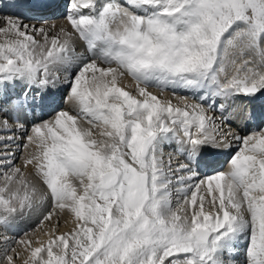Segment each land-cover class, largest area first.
<instances>
[{
	"label": "snow or ice",
	"instance_id": "1",
	"mask_svg": "<svg viewBox=\"0 0 264 264\" xmlns=\"http://www.w3.org/2000/svg\"><path fill=\"white\" fill-rule=\"evenodd\" d=\"M124 5L70 0L66 20L73 31L61 28L56 35L18 17H5L0 27L5 37L0 85L22 81L29 89L46 88L58 79L52 69L60 66L67 69L68 99L75 105V115L62 110L34 124L23 145H35L25 166H33L46 186L44 195L73 224L67 232L53 230L38 246L27 242L30 258L24 264H234L225 254L242 236L246 264H264V130L236 137L242 143L227 171L183 186L197 178L205 149L232 134L224 128L230 123L226 105L217 106V98L264 90V73L243 59L251 52L264 66V0H124ZM74 34L87 55L76 54ZM229 66L236 69L231 77ZM245 68L248 74L239 75ZM125 77L135 82L136 95L120 86ZM150 86L171 87L173 96L176 89L191 92L199 102L173 106L148 91ZM210 109L219 110V118L208 115ZM80 119L89 127L80 126ZM173 139L188 163L172 171L169 159L166 172L163 144ZM14 155L0 156L5 227L31 210L36 196ZM175 172L188 174L176 180L185 205L178 210L170 191ZM205 185L207 197L198 196ZM3 262L14 264V258L5 255Z\"/></svg>",
	"mask_w": 264,
	"mask_h": 264
},
{
	"label": "bare ground",
	"instance_id": "2",
	"mask_svg": "<svg viewBox=\"0 0 264 264\" xmlns=\"http://www.w3.org/2000/svg\"><path fill=\"white\" fill-rule=\"evenodd\" d=\"M70 1V0H69ZM99 1V0H98ZM117 1V0H116ZM111 2V0H110ZM70 3V2H69ZM118 3L121 4L119 1ZM61 4H64V0H61ZM98 6H102L103 4H99L97 2ZM70 6V4H69ZM58 10V11H57ZM83 10V9H82ZM54 12L53 15H49L43 19H35V18H25L19 15H15L13 12L5 11L0 9V27H4L6 24L5 17H12V18H19L23 24L33 26L35 25L36 28H45L46 31L49 32L50 35H56L57 33L60 32L61 28H64L66 31L72 32L73 30L71 29V26L67 23L66 16L68 14V11H62L61 5H59V8H55L52 10ZM90 10L89 9H84V13L87 14ZM52 13V12H51ZM5 37L0 34V41H2ZM37 39H40V37H37ZM61 39H63V36L61 35ZM73 47L75 49L76 54H83L87 55V48L86 45L84 44L83 41H81L78 37V35L74 34L73 36ZM253 55V54H252ZM253 57V56H252ZM243 59H251L253 60V63L249 64L247 67L248 68H255L256 71L264 73V66L260 64V60L253 58H248L246 55L243 57ZM237 64L241 62L240 58H237ZM101 67H107V65H100ZM114 67V65H113ZM54 76L58 77V79H55L54 82H50L46 88H38V87H32L31 89L28 88L26 84V90H30L29 92H32L33 94L28 96L27 98L29 101H34L35 98V104L31 103L33 106L35 105V109L31 110L30 112L25 113L23 109H21L20 105H14L13 101H15V98H12L11 100H0V129H3L4 127L10 128L11 131H3L0 130V141H3L0 143V156H2L5 152L4 147L10 146L11 150L10 152L7 151V153L11 154L14 153V165L16 167H20L21 171L25 174V176L28 178V180L35 185L36 188V196L35 200L38 199V196L44 195L45 187L42 185L40 182L39 178L35 176L34 169L32 165H27L25 166V157L27 153L34 151L35 150V145H32L28 148H25L23 145L27 142L26 137L28 135H32L31 128L34 124L42 123L44 121H49L52 120L55 116V114L59 111L66 110L69 111L71 114L75 115V105L69 101L68 99V92H66V96L62 103H50V101L57 100V96L59 93L63 92V90L66 89L68 84L65 82V78L67 76V69L56 66L52 69ZM226 72L229 77L232 75L236 74V69L234 66H229L226 69ZM247 68H245L243 71L239 73V75H247ZM74 75V72H73ZM221 79L223 80L224 77L221 75ZM22 83V81H19ZM9 85H13V83H9ZM121 87H125V90H130L131 92L134 90L135 91V82L131 80L130 77H125L121 82H120ZM133 89H132V88ZM39 90L41 92L39 96L37 97V94L35 93ZM0 90L1 92H6V85H0ZM32 90V91H31ZM129 91V92H130ZM148 91L152 92L154 95H157V97L161 101H171L173 106H183L184 103H197L199 102V99L195 98L193 94L187 95L184 91L176 89V94L173 96V89L172 88H165L164 90H161L158 87L155 86H150L148 88ZM264 93V90H259L255 94H249L247 97H243L242 94L239 95H234L228 99L221 98L220 99V104L223 103L226 105V111L224 115L229 117L230 119L233 120V122H230L229 126L225 125V131H228L232 133L229 135L222 143H218V145L213 148V149H205L204 153H208V156L202 159V162H199L198 167L193 165V167H196L197 170V178L194 181H185V185L187 186L192 183H198L200 180L204 179L206 176L209 175H214L217 172L220 171H227L229 169V160L231 155L234 154V149L235 147H239L241 142H238L236 137L239 136L241 138L251 135L253 132H258L264 130V111L262 106L264 107V100L260 102L259 108H262L261 110H257V106H254L252 103L254 102L255 99H257L258 96L262 95V92ZM171 92V93H170ZM35 94V96H34ZM136 95V94H135ZM180 97H184L183 100L180 99ZM39 99V100H38ZM40 101V102H38ZM49 101V102H46ZM263 104V105H262ZM62 106L63 109H58L59 106ZM31 105H27L29 107ZM207 108V105H205ZM6 109V110H5ZM255 110V111H254ZM252 111V112H251ZM212 112H215V110H209L208 115H212ZM246 112V113H245ZM248 112V114H247ZM255 112L256 114H253ZM12 114V116H11ZM20 114H22V117H19ZM213 116H216L219 118L220 113L219 111L215 112ZM31 120V121H30ZM7 121V124L5 125L3 122ZM17 121V122H16ZM219 123V119L217 120ZM256 122H260V126L258 129H255L254 124ZM80 126L84 124L86 127H89L87 122L83 119L79 120ZM19 125H23V127H19ZM83 125V126H84ZM25 128V131H24ZM238 128V130H237ZM25 132V133H24ZM239 132V133H238ZM27 134V136H25ZM182 136V133L180 134ZM11 137V140H8V138ZM8 143V144H7ZM180 148V145L176 142L175 139L171 140L170 142H165L163 144V161H164V166H165V171H169L168 169V162L169 159H171V170L174 171L179 164H184L187 163L188 161L186 160V153L182 154L180 151L177 149ZM222 150H225V153L222 155ZM228 150V151H226ZM238 150V149H237ZM230 151V152H229ZM216 156V161L213 162V160H210V157L215 158ZM227 158H224L226 157ZM187 161V162H185ZM221 165V167H220ZM187 173H181V172H175L174 175L170 177L172 183L170 185V191H171V202L173 205V200H176L177 195L182 194L178 193V190L181 189L182 185L179 183H176L177 177L179 176H187ZM32 179V180H31ZM205 188L207 187L206 185L204 186ZM206 192V191H205ZM189 194V193H188ZM183 196V194H182ZM44 198V197H43ZM183 198V197H182ZM181 198V200H182ZM47 199V198H45ZM48 198V202H49ZM38 201V200H37ZM47 201V200H46ZM178 201V200H177ZM40 202V201H39ZM176 202V201H175ZM42 203V202H41ZM46 203V202H45ZM37 204V203H36ZM41 205V204H40ZM37 205L35 209H33L32 217L35 219L33 223L31 222L30 226L33 224H37V226L33 229H30L28 224H22L24 227L27 229V226L29 227L30 231H27L25 236H21L18 238V240L13 239L12 237L9 238L10 236L7 237V235H1L0 234V250H4L5 252H8L6 255H11L9 253V249L11 247L7 246H13V250H19L21 246V250L18 251L22 255L20 261H16V257L14 258V264H24L25 259L30 258V253L27 251V242L31 241L32 246H38L36 243L38 240L46 241L49 238V235L53 231V229H49L46 227H50L47 224L53 221L54 218L59 217L61 215V211L58 209H54V207L50 206L49 208H46L43 204L44 208H40L42 206ZM33 208V207H32ZM43 209V211H42ZM60 213H58V212ZM26 212V211H25ZM48 212V213H47ZM49 213H52L51 220H45L44 217L48 215ZM22 213H18L20 215ZM25 214V213H24ZM29 214V213H28ZM23 215V214H22ZM30 217V215H29ZM69 217V216H68ZM24 218V217H22ZM26 220V219H25ZM14 221V220H13ZM31 221V220H30ZM27 223V222H26ZM30 223V222H29ZM21 225V226H22ZM34 226V225H33ZM73 227V224L71 220L67 221V223L63 226L64 231H69ZM20 228V227H19ZM52 228V227H51ZM5 230V228H3ZM10 229L9 231H11ZM17 230V229H16ZM28 230V229H27ZM57 230V229H56ZM55 230V231H56ZM2 231V230H1ZM61 231V230H60ZM5 232V231H4ZM18 231H16L17 233ZM24 232V229H23ZM26 232V231H25ZM62 232V231H61ZM1 233V232H0ZM19 233V232H18ZM21 233V232H20ZM57 234H59L56 231ZM7 234V233H6ZM14 234V233H13ZM24 234V233H23ZM12 235V234H11ZM16 235V234H15ZM244 238L241 237L238 242L235 243L233 249L231 252L226 253L225 257L231 258V260L235 263H239L242 258V255L244 254L241 252V247L243 246L244 243ZM16 240V241H15ZM20 241V242H19ZM23 242V243H22ZM25 248H22L24 247ZM12 250V249H10ZM23 253V254H22ZM17 254V252H16ZM15 255V254H14ZM238 255V256H237ZM4 264V262H2Z\"/></svg>",
	"mask_w": 264,
	"mask_h": 264
},
{
	"label": "rangeland",
	"instance_id": "3",
	"mask_svg": "<svg viewBox=\"0 0 264 264\" xmlns=\"http://www.w3.org/2000/svg\"><path fill=\"white\" fill-rule=\"evenodd\" d=\"M65 2H66V9L68 10L69 9V0H64V4H65ZM69 3V4H68ZM63 4V5H64ZM67 10H65V11H67ZM62 11H64L63 9H62ZM253 54V55H252ZM246 56L248 57V58H255V59H258V60H260V58H259V56H256L254 53H247L246 54ZM253 56V57H252ZM132 88V87H131ZM133 89V88H132ZM69 90V85L66 87V89L65 90H63V92H61V93H59V95L56 97L57 98V100H54V101H50V103L49 104H53L54 102L55 103H62L61 101H63L64 100V98H65V96H66V92ZM66 91V92H65ZM127 91H130V90H127ZM131 92V91H130ZM41 92H39V94H40ZM133 95H135L136 94V92L133 90L132 92H131ZM171 93V92H170ZM39 94L37 93V97L39 96ZM36 97V96H35ZM1 105V104H0ZM63 106V105H62ZM61 105L58 107V109H63V107H62ZM0 117H1V114H0ZM84 124H82V127H86L85 125L83 126ZM24 131H25V128H24ZM25 133V132H24ZM25 136H27V134H25ZM5 139H3V141H4ZM8 144V143H7ZM11 147L10 146H8L7 148L6 147H4V150L5 151H8V152H10V151H12L11 149H10ZM236 149H234V151L236 152L237 151V149H238V147L236 146L235 147ZM10 150V151H9ZM4 151V152H5ZM1 152V151H0ZM234 152V153H235ZM185 162H187V161H185ZM188 163V162H187ZM32 180V179H31ZM43 185V184H42ZM45 188H46V186L45 185H43ZM206 191V188L204 187V189L203 190H201V191H199L198 192V196H200V195H204V196H206L207 197V192H205ZM47 192V189H45V191H44V194ZM178 193H181L180 191H178ZM189 195V197H190V195H191V193H189L188 194ZM44 197V198H43ZM183 197V198H182ZM45 198H47V199H45ZM48 198L49 197H47V196H45V195H43V196H40V198H39V196H38V201L37 200H35L34 199V203H33V208H31V210H28V209H26L22 214H20V215H15L14 217H12L11 218V220H10V224L7 226V227H5L4 225H0V234L1 235H7V237L8 236H10L9 238H11L12 237V240L13 239H15L16 238V240H18V238L19 237H21L22 235L23 236H25V234L27 233V231H30V229H33V227L35 228L36 226H37V224L39 223H36V224H33L32 226H30V224H31V222L33 223L34 221H35V219H33V217H32V213L34 212L33 211V209H35L36 207H38L37 205H40V206H42V207H40V208H44L43 207V205L46 207V208H49V204H50V206L52 207L53 206V204H52V202H51V199H49V202H48ZM177 199L176 200H173L174 202H173V205H172V207H173V209L174 210H178V209H180L181 207H184L185 205H184V196H182V194H179V195H177V197H176ZM181 198H182V200H181ZM210 199V198H209ZM47 200V201H46ZM178 200V201H177ZM40 201V202H39ZM176 201V202H175ZM42 202V203H41ZM46 202V203H45ZM37 203V204H36ZM43 204V205H42ZM54 207V206H53ZM59 210V209H58ZM205 210L207 211L208 210V208H207V205H206V207H205ZM42 211H43V209H42ZM58 212V211H57ZM25 213V214H24ZM29 213V214H28ZM48 213V212H47ZM58 213H60V212H58ZM62 213V214H61ZM61 215H59V217H56V218H54L53 219V221L52 222H50V225H49V223L47 224L48 226H50V227H46V228H49V229H53V230H56L58 233L60 232V233H63V232H67V231H64L62 228H63V226L67 223V221H69V220H72V218L69 216V214L67 213V212H65V211H61ZM34 214V213H33ZM181 215L183 214V213H180ZM29 215H30V217H29ZM69 216V217H68ZM22 217H24V218H22ZM26 219V220H25ZM32 219L34 220V221H32ZM14 220V221H13ZM31 220V221H30ZM27 222V223H26ZM30 222V223H29ZM20 223H22V224H28L29 225V227H30V229H29V227L27 226V229L24 227V225H22V224H20ZM57 223H58V228H55L54 226L55 225H57ZM22 225V226H21ZM20 227V228H19ZM52 227V228H51ZM3 228H5V230L3 229ZM10 229H12L11 231H9ZM17 229V230H16ZM23 229H24V232H23ZM2 230V231H1ZM62 232H61V231ZM5 231V232H4ZM16 231H18L17 233H16ZM26 231V232H25ZM21 232V233H20ZM7 233V234H6ZM14 233V234H13ZM24 233V234H23ZM12 234V235H11ZM16 234V235H15ZM15 240V241H16ZM246 240V237L244 238V241ZM20 242V241H19ZM15 245L13 244V246H7V247H11L10 249H12V250H8L9 251V253L11 254L12 253V256H14V258L16 257V261H20V259H21V257H22V255L20 254V253H18V251H20L21 250V246H20V248H19V250H13V247H14ZM247 246V245H246ZM22 248H25V246L24 247H22ZM245 249H246V247H245ZM245 249H244V251H245ZM241 252H243V246L241 247V250H240ZM16 252H17V254H16ZM243 253H245V252H243ZM6 254H8V252H5L4 250H0V264H2V262H3V257L6 255ZM15 254V255H14ZM23 254V253H22ZM235 264H246V259L244 260V259H241L240 260V262L239 263H235Z\"/></svg>",
	"mask_w": 264,
	"mask_h": 264
}]
</instances>
